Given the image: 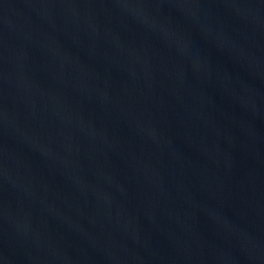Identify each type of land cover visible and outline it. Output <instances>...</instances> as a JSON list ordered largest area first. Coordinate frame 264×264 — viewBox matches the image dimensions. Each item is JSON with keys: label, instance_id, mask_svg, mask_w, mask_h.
<instances>
[{"label": "water", "instance_id": "1", "mask_svg": "<svg viewBox=\"0 0 264 264\" xmlns=\"http://www.w3.org/2000/svg\"><path fill=\"white\" fill-rule=\"evenodd\" d=\"M0 264H264V0H0Z\"/></svg>", "mask_w": 264, "mask_h": 264}]
</instances>
